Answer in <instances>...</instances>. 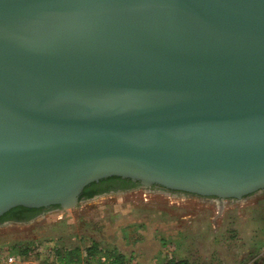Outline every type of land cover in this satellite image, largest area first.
Listing matches in <instances>:
<instances>
[{
  "label": "water",
  "instance_id": "obj_1",
  "mask_svg": "<svg viewBox=\"0 0 264 264\" xmlns=\"http://www.w3.org/2000/svg\"><path fill=\"white\" fill-rule=\"evenodd\" d=\"M109 176L264 189V0H0V216Z\"/></svg>",
  "mask_w": 264,
  "mask_h": 264
},
{
  "label": "rangeland",
  "instance_id": "obj_2",
  "mask_svg": "<svg viewBox=\"0 0 264 264\" xmlns=\"http://www.w3.org/2000/svg\"><path fill=\"white\" fill-rule=\"evenodd\" d=\"M34 241L62 251L77 248L82 255L94 243L105 255L114 251L151 264H161L163 252L191 264H259L264 192L219 203L139 186L0 226V245Z\"/></svg>",
  "mask_w": 264,
  "mask_h": 264
},
{
  "label": "flooded vegetation",
  "instance_id": "obj_3",
  "mask_svg": "<svg viewBox=\"0 0 264 264\" xmlns=\"http://www.w3.org/2000/svg\"><path fill=\"white\" fill-rule=\"evenodd\" d=\"M139 186L145 187L139 181H133L129 178H121L118 176H109L106 178H101L97 181L91 182L88 185H86L85 188H83V190L81 192V193H83L82 194L83 196H81L80 199H82V198L91 199L94 196H98V195H102V194H108V193H112L115 191H120V192L127 191L129 189H132L134 187H139ZM148 188H150V189H161V190L170 192L173 195H184L185 197L195 196V197H199L201 199L202 198L203 199H212V200L218 201L219 203L225 199L238 201V200L243 199L244 197L251 196L257 192H264V189L258 190L254 193L243 196L241 199H236V198L222 199V198H219L216 196H201V195H197V194H193V193H189V192H185V191L168 189V188H165L163 186L156 185V184L150 185V186H148ZM177 197H181V196H177ZM55 207H59V206L58 205H50L47 207H40V208H29V207H24V206L13 207L0 216V226H2L4 224H8V223H25L31 219L37 218L39 213H41L42 211L50 209V208H55Z\"/></svg>",
  "mask_w": 264,
  "mask_h": 264
},
{
  "label": "built area",
  "instance_id": "obj_4",
  "mask_svg": "<svg viewBox=\"0 0 264 264\" xmlns=\"http://www.w3.org/2000/svg\"><path fill=\"white\" fill-rule=\"evenodd\" d=\"M22 250V251H20ZM24 250V251H23ZM259 254L264 255V241L260 245ZM164 261L161 264H191L187 262H180V259L174 257L167 252H163ZM171 261V263H169ZM0 264H57L56 248L54 243L49 241H34L23 243L15 247L14 245L3 244L0 245ZM100 264H110L105 256L100 259ZM122 264H151L149 262L132 261L125 258Z\"/></svg>",
  "mask_w": 264,
  "mask_h": 264
},
{
  "label": "trees",
  "instance_id": "obj_5",
  "mask_svg": "<svg viewBox=\"0 0 264 264\" xmlns=\"http://www.w3.org/2000/svg\"><path fill=\"white\" fill-rule=\"evenodd\" d=\"M82 194L83 193L80 194L79 199L81 196H83ZM102 256H105L106 259L109 260L110 264H122L125 259L123 255L115 253L114 251H111L106 255L101 253L97 245L94 243L86 247L84 255H82V252L77 248L64 251L56 250L57 264H100V259ZM262 257L263 259L259 264H264V255ZM180 262L185 261L180 260ZM169 263H171V261Z\"/></svg>",
  "mask_w": 264,
  "mask_h": 264
}]
</instances>
